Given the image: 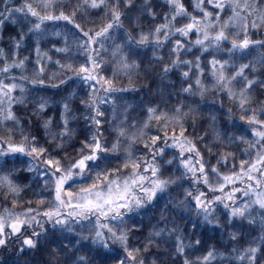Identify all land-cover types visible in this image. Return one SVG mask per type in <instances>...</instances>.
<instances>
[{"label": "snow or ice", "instance_id": "6c2138e0", "mask_svg": "<svg viewBox=\"0 0 264 264\" xmlns=\"http://www.w3.org/2000/svg\"><path fill=\"white\" fill-rule=\"evenodd\" d=\"M0 8V252L160 264L171 240L174 264H262L264 0ZM163 193L195 220L133 219Z\"/></svg>", "mask_w": 264, "mask_h": 264}, {"label": "clouds", "instance_id": "9594fccd", "mask_svg": "<svg viewBox=\"0 0 264 264\" xmlns=\"http://www.w3.org/2000/svg\"><path fill=\"white\" fill-rule=\"evenodd\" d=\"M137 147H139V145H137ZM110 159H111V157H110ZM94 167H95V165H94ZM121 172H124V169H121ZM187 179H188L187 177L183 178V180H185V181ZM183 186L186 187L187 184H183ZM164 205H168L169 211L174 213L177 218L183 217L184 219L195 220V218L192 216V213L188 209L176 207L174 204H171L169 202V196L167 193L161 194L159 204H153V205H151V207H146L144 210L137 212L135 214V216L133 217V219L139 220L141 217H144L145 219H147L149 216H151L153 214L155 209L162 207ZM71 226H74V225H70V227ZM201 229H203V230L206 229L208 233L213 232V226L212 225L205 226L203 224V222H201ZM77 231H79V230H77ZM68 234L71 235L72 233H68ZM171 243H172L171 240H169L167 248L162 247L161 249L157 250L160 254V264H174V261L176 258L174 256V254L171 253ZM72 251H73V249L70 248L69 252H72ZM112 251H115V249H113ZM61 260H63V257H61ZM262 264H264V261H262Z\"/></svg>", "mask_w": 264, "mask_h": 264}, {"label": "trees", "instance_id": "16d2710c", "mask_svg": "<svg viewBox=\"0 0 264 264\" xmlns=\"http://www.w3.org/2000/svg\"><path fill=\"white\" fill-rule=\"evenodd\" d=\"M16 2L18 3L19 0H16ZM0 10H2V8H0ZM18 27L19 26L17 24H13L10 20L6 21L5 36H7L9 33L15 34V30H17ZM85 87H86V85H85ZM81 123H83V122H81ZM46 227L51 229L52 225L48 224V225H46ZM204 231H207V230L205 229ZM216 235H219V234L216 233ZM17 257H18L17 249L9 248L6 251L0 252V264H14ZM31 258H32L34 264H39L40 261L45 259V257L40 252L32 253ZM20 259H23V257H20Z\"/></svg>", "mask_w": 264, "mask_h": 264}]
</instances>
